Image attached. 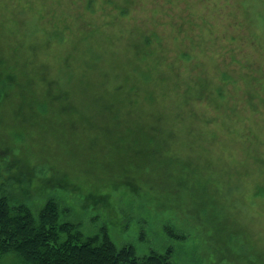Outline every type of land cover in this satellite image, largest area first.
<instances>
[{
    "label": "rangeland",
    "instance_id": "rangeland-1",
    "mask_svg": "<svg viewBox=\"0 0 264 264\" xmlns=\"http://www.w3.org/2000/svg\"><path fill=\"white\" fill-rule=\"evenodd\" d=\"M2 194L138 256L264 264V0H0Z\"/></svg>",
    "mask_w": 264,
    "mask_h": 264
},
{
    "label": "trees",
    "instance_id": "trees-1",
    "mask_svg": "<svg viewBox=\"0 0 264 264\" xmlns=\"http://www.w3.org/2000/svg\"><path fill=\"white\" fill-rule=\"evenodd\" d=\"M193 80L195 87L190 88L188 83L185 88L186 103L192 99L191 90L197 95L206 89V82L200 77ZM165 136L172 142L168 144L171 149L163 153L167 159L173 153L170 160L175 162V135L170 132ZM63 209L57 200L50 199L34 211L25 204L12 202L5 194L0 195V264L2 258L10 253L17 255L22 264H176L173 244L162 252L151 250L144 256H138L132 245L117 246L107 227H104L103 234L86 238L79 231L70 232L75 225L62 219ZM220 250L221 247L217 246L207 256L213 259Z\"/></svg>",
    "mask_w": 264,
    "mask_h": 264
}]
</instances>
